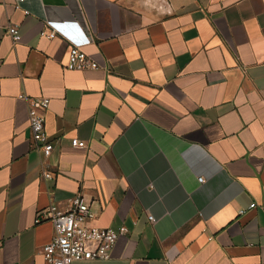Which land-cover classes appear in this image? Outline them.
<instances>
[{
	"label": "crops",
	"instance_id": "1",
	"mask_svg": "<svg viewBox=\"0 0 264 264\" xmlns=\"http://www.w3.org/2000/svg\"><path fill=\"white\" fill-rule=\"evenodd\" d=\"M49 20L78 22L100 67L68 68ZM29 96L50 98L46 157ZM78 192L129 231L73 264H264V0H0V264H44L38 211Z\"/></svg>",
	"mask_w": 264,
	"mask_h": 264
},
{
	"label": "built area",
	"instance_id": "2",
	"mask_svg": "<svg viewBox=\"0 0 264 264\" xmlns=\"http://www.w3.org/2000/svg\"><path fill=\"white\" fill-rule=\"evenodd\" d=\"M17 6H20L17 3ZM47 28L41 34L47 37H55L60 34L70 41L68 68H98L100 64L86 51L85 46L93 41V37L75 21L49 20ZM6 30L14 40L21 38L20 25L18 22L9 21ZM23 97L24 94H21ZM29 125L31 129V141L41 154L46 157L51 154L55 147L54 140L46 127V112L50 105L48 96H29ZM74 147L85 148L86 140L74 136L71 139ZM42 176L51 178L54 172L43 169ZM201 181L203 176H199ZM256 206L252 202L249 208ZM247 208H241L245 212ZM95 212L89 201L78 192L70 198L69 205L65 208L56 203L38 211L37 220L49 218L54 225V234L50 241L42 247L44 264H73L76 260L107 259L111 257V251L120 234L127 233L128 227L123 224L119 229L102 227L92 223ZM154 220V216L150 215Z\"/></svg>",
	"mask_w": 264,
	"mask_h": 264
}]
</instances>
